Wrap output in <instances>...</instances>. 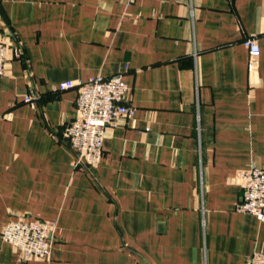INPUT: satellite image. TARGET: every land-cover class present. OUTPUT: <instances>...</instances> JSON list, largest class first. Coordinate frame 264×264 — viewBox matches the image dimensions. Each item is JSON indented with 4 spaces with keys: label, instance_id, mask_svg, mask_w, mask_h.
<instances>
[{
    "label": "crops",
    "instance_id": "0c3cea01",
    "mask_svg": "<svg viewBox=\"0 0 264 264\" xmlns=\"http://www.w3.org/2000/svg\"><path fill=\"white\" fill-rule=\"evenodd\" d=\"M255 37L250 59L244 40ZM0 264H245L264 221L236 211L264 169V0H0ZM123 73L135 108L75 167L67 80ZM35 98V105L25 101ZM55 221L25 260L7 223Z\"/></svg>",
    "mask_w": 264,
    "mask_h": 264
},
{
    "label": "built area",
    "instance_id": "2783aa9c",
    "mask_svg": "<svg viewBox=\"0 0 264 264\" xmlns=\"http://www.w3.org/2000/svg\"><path fill=\"white\" fill-rule=\"evenodd\" d=\"M250 59L258 56L260 47L255 37L244 40ZM12 50L14 58L23 54L19 45L0 40V77ZM77 89L76 113L67 122L64 136L75 153V167H93L102 162L104 140L108 130L114 128L122 118H131L135 108L125 102L129 89L124 74L111 76L96 75L87 80H67L59 84L60 90ZM25 101L35 105V98L26 95ZM242 197L236 211L256 216L264 221V169L250 167L240 171ZM57 224L55 221L21 218L4 225L2 240L18 249L25 260L44 258L50 255L55 242ZM245 264H264V251H255Z\"/></svg>",
    "mask_w": 264,
    "mask_h": 264
}]
</instances>
